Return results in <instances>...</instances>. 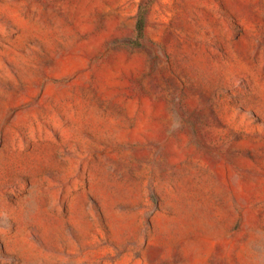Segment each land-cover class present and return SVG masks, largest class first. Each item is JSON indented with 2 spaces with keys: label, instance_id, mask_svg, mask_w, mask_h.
Masks as SVG:
<instances>
[{
  "label": "rangeland",
  "instance_id": "374dc122",
  "mask_svg": "<svg viewBox=\"0 0 264 264\" xmlns=\"http://www.w3.org/2000/svg\"><path fill=\"white\" fill-rule=\"evenodd\" d=\"M0 264H264V0H0Z\"/></svg>",
  "mask_w": 264,
  "mask_h": 264
},
{
  "label": "trees",
  "instance_id": "16d2710c",
  "mask_svg": "<svg viewBox=\"0 0 264 264\" xmlns=\"http://www.w3.org/2000/svg\"><path fill=\"white\" fill-rule=\"evenodd\" d=\"M145 28H146L145 12H143L141 10V12L139 13V16L137 18V22H136L137 38L139 40L143 39L144 33H145Z\"/></svg>",
  "mask_w": 264,
  "mask_h": 264
}]
</instances>
